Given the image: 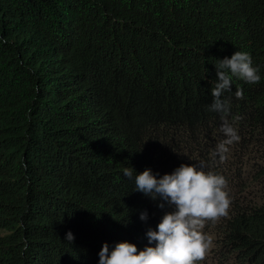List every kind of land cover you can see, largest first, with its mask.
I'll list each match as a JSON object with an SVG mask.
<instances>
[{"label":"trees","instance_id":"obj_1","mask_svg":"<svg viewBox=\"0 0 264 264\" xmlns=\"http://www.w3.org/2000/svg\"><path fill=\"white\" fill-rule=\"evenodd\" d=\"M236 51L261 80L225 93L240 139L220 163L211 88ZM201 162L232 203L206 225L217 244L199 264H264V0H0V264L154 247L147 230L174 208L124 167L159 179Z\"/></svg>","mask_w":264,"mask_h":264},{"label":"clouds","instance_id":"obj_2","mask_svg":"<svg viewBox=\"0 0 264 264\" xmlns=\"http://www.w3.org/2000/svg\"><path fill=\"white\" fill-rule=\"evenodd\" d=\"M216 79L211 88L212 103L209 111L220 113L222 124L218 129L223 135L212 156L223 163L228 159L230 146L238 142L237 130L228 120L230 100L225 93L231 92L233 78L241 79L249 84L260 82L259 69L252 66L249 53L236 51L231 58L217 60L215 65ZM237 99L243 98V90L237 88ZM239 117H233V121ZM203 162L199 166L181 164L172 174L156 178L150 169L136 175L132 168L124 167L123 175L129 179L134 177L136 190L153 201L159 198L165 205L174 208L166 212L156 230L149 228L146 232L148 244L155 246L137 250L128 242L117 243L109 252L105 243L99 251V264H199L204 261L213 247V237L204 231L206 225L217 223L228 215L232 200L227 189V180L219 174L204 171ZM141 221L147 220V213L140 215ZM74 237L66 234L67 242ZM27 242L24 251H27ZM23 254V253H21Z\"/></svg>","mask_w":264,"mask_h":264},{"label":"rangeland","instance_id":"obj_3","mask_svg":"<svg viewBox=\"0 0 264 264\" xmlns=\"http://www.w3.org/2000/svg\"><path fill=\"white\" fill-rule=\"evenodd\" d=\"M216 244H217V242L213 240V247L211 248V250L216 246ZM210 251H209V253H210ZM213 261H215V260L212 257H209L206 264H219L218 262H213Z\"/></svg>","mask_w":264,"mask_h":264}]
</instances>
